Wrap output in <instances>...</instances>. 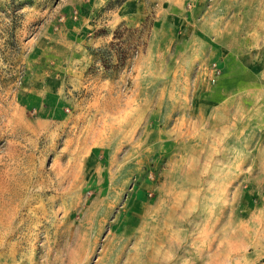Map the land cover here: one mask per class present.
I'll use <instances>...</instances> for the list:
<instances>
[{
  "label": "rangeland",
  "instance_id": "374dc122",
  "mask_svg": "<svg viewBox=\"0 0 264 264\" xmlns=\"http://www.w3.org/2000/svg\"><path fill=\"white\" fill-rule=\"evenodd\" d=\"M0 264H264V0H0Z\"/></svg>",
  "mask_w": 264,
  "mask_h": 264
}]
</instances>
